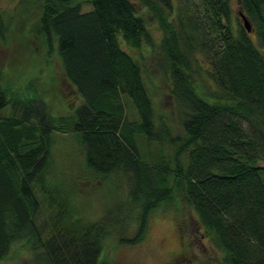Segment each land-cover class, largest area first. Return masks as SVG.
<instances>
[{"label":"trees","instance_id":"1","mask_svg":"<svg viewBox=\"0 0 264 264\" xmlns=\"http://www.w3.org/2000/svg\"><path fill=\"white\" fill-rule=\"evenodd\" d=\"M238 2L251 33L231 0H203L207 21L198 9L184 17L174 0L46 1L40 34L80 102L71 123L56 120L34 100L13 99L0 76V261L24 249L32 264H115L102 260L106 240L140 244L159 211L183 203L222 264H264V0ZM155 23L165 56L159 67L171 80L170 115L155 103L158 88H148L142 58L158 45ZM9 30L0 8L2 41ZM188 72L212 82L211 101ZM125 97L138 120L128 119ZM68 132L80 139L91 174L117 173L127 187L128 202L77 229L65 226L64 211L39 225L34 189L44 187L54 134ZM177 225L186 252L188 232Z\"/></svg>","mask_w":264,"mask_h":264},{"label":"rangeland","instance_id":"2","mask_svg":"<svg viewBox=\"0 0 264 264\" xmlns=\"http://www.w3.org/2000/svg\"><path fill=\"white\" fill-rule=\"evenodd\" d=\"M47 0H0V8L5 23L10 30L5 41L0 39V76L4 88L8 89L15 100H34L35 105L45 109L56 120H74V110L79 105L75 90L65 81L58 59L51 56L47 40L40 34L41 12ZM234 16L239 17V2L231 0ZM176 9L183 10L189 17L192 10H202L206 19L203 0H174ZM92 9L84 5V10ZM205 13V15H204ZM175 22L176 13L171 17ZM207 21V19H206ZM157 46L145 50L143 57L150 79L147 86L154 94L155 103L163 115L175 110L170 95V75L159 67L164 64L162 32L158 24L152 27ZM254 40L256 37L252 34ZM123 49L128 50L121 39ZM196 91L211 101L210 93H215L212 82L203 73L201 78L188 72ZM27 99V100H26ZM128 119L138 120L137 112L128 97ZM160 113V114H161ZM10 114L7 108L2 115ZM178 131L181 132L180 128ZM51 162L47 170L44 187L37 186L35 194L42 206L39 225L48 222L61 211L65 212L63 223L66 227L76 228L83 224L98 221L106 217L111 209L128 202L127 187L122 177L115 173L109 177L91 174L85 165V156L80 139L70 132L55 133L50 147ZM42 189H44L42 191ZM47 190L53 192L56 201L62 202L59 208L49 198ZM174 208V209H173ZM173 211H159L150 222L148 236L137 245L119 246L113 240H106L102 260L115 264H222V253L217 250L204 230L196 223L197 216L183 203L176 204ZM177 222L183 224L188 232L185 239L188 251L182 252L183 239ZM70 230V229H69ZM49 233L47 229L46 235ZM178 257V258H177ZM33 254L19 249L13 258L0 261V264H32Z\"/></svg>","mask_w":264,"mask_h":264},{"label":"water","instance_id":"3","mask_svg":"<svg viewBox=\"0 0 264 264\" xmlns=\"http://www.w3.org/2000/svg\"><path fill=\"white\" fill-rule=\"evenodd\" d=\"M239 16H240L241 20L243 21V24H244L246 31L248 33H251L252 27H251L249 20L246 18V16L242 12L239 13Z\"/></svg>","mask_w":264,"mask_h":264}]
</instances>
